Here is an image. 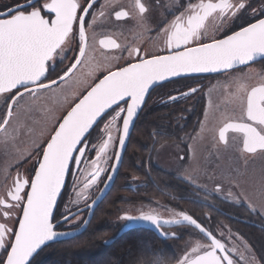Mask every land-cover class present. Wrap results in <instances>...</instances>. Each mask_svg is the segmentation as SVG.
Segmentation results:
<instances>
[{
    "label": "snow or ice",
    "instance_id": "6c2138e0",
    "mask_svg": "<svg viewBox=\"0 0 264 264\" xmlns=\"http://www.w3.org/2000/svg\"><path fill=\"white\" fill-rule=\"evenodd\" d=\"M96 3L97 0H12L0 8V132L5 134L0 142L7 145L14 140L9 130L15 132L21 125L23 104L38 107L41 101L55 96V89H60L67 105L55 118L48 139L35 145L33 173L18 172L6 197L0 196V264H38L37 258L50 242L70 234L57 229L61 224L71 227L83 209L72 212L65 205L66 211L56 214L68 179L83 175L81 166L87 162V153L95 152L89 176L83 181L74 180L73 191L83 183V189L76 193L79 201L85 191L97 186L104 177L107 187L121 166L147 99L157 87L205 73H229L240 66L264 61V0H199L187 4L175 0L174 11L169 13L171 20L158 15L161 8L169 11L164 0H130L127 6L117 5L119 10L111 4H101L99 15L104 16V10L111 9L108 14L120 22V34L127 31L134 37L125 44L112 37L100 39L102 48L120 53L114 57L116 63L104 64L95 61L89 44L88 32L95 27L96 14L92 9ZM141 39L143 44L137 42ZM148 43L153 50H148ZM70 51L74 54L65 64ZM186 87L188 91L177 95L168 93L163 102H175L199 91L191 84ZM71 88L76 91L71 92L69 100L65 90ZM238 92L242 95L236 119L224 122L218 129H205L201 123L196 136H185L188 140L203 139L204 132H210L212 148L217 152L221 148L234 150L248 163L258 156L264 158V76L250 89L239 88ZM229 131L236 134L234 143L229 142ZM169 134L163 126L155 129L153 150L158 140ZM179 139L187 149L185 155L177 156L183 167V162L195 154V148L184 137ZM167 147L160 144V150ZM181 178L201 189L195 176ZM236 186L242 187L238 180ZM202 190L207 193L206 188ZM221 190L222 185L217 183L215 191ZM256 191L260 195L259 205L247 192L236 193V199L250 213L264 214V171ZM95 205L96 200L91 197L84 200L89 210ZM166 210L169 218L143 209L137 216L125 212L118 217L119 230L131 222H145L165 245L158 247L141 236L128 252V264H261L264 260H258L247 244V255L235 246L228 247L223 240L225 233L220 232L218 238L205 223L210 216L202 220L184 210ZM89 222L84 219L76 223L86 226ZM173 227H183L196 237L179 257H168L165 252L167 241L178 238L176 232L166 230ZM228 235H233L230 229Z\"/></svg>",
    "mask_w": 264,
    "mask_h": 264
},
{
    "label": "flooded vegetation",
    "instance_id": "af4514ba",
    "mask_svg": "<svg viewBox=\"0 0 264 264\" xmlns=\"http://www.w3.org/2000/svg\"><path fill=\"white\" fill-rule=\"evenodd\" d=\"M81 2H83V0H81ZM164 2L165 4L168 5L169 11L166 12L164 8H161L159 10L158 15L167 16V18L171 20L173 16L169 13L171 11H174L173 4L175 3V0H164ZM189 2L198 3L199 0H184L185 4ZM11 3L12 0H0V8H3L5 4H11ZM129 3L130 0H97V3L93 6L92 12L96 14L95 27L94 29L89 30L88 35H89V44L92 45L93 47V54L95 56L96 62L100 64L107 63L108 61H111L112 63H116L114 57L120 55L118 50H110V49L102 48L99 45L100 39H103L105 37H112L116 39L118 43L125 44V43H131L134 38L133 34L127 31H125L123 35L120 34V28L117 27V24L120 22H115L114 15L108 14L111 11V9L106 8L104 10L105 15L104 16L99 15L100 5L111 4L113 7H115V10H119V7L117 5L127 6ZM121 27L123 26L121 25ZM137 42L143 44L144 40L141 39ZM147 47L148 50H153L151 43H148ZM73 54L74 52L71 51L68 53L69 60H65L64 62L65 64H68L70 62L71 56ZM124 55L126 56L127 54L124 53ZM122 62L123 61H121V63ZM81 71H86V69H81ZM77 75L79 76L80 72H78ZM97 75H99V73ZM262 76H264V61L259 60L249 66L238 67L229 73L194 76L189 79L181 78L178 79L176 82L167 83L166 87L164 88L157 87L154 91L151 92L150 98L147 99L146 105L144 107V114L142 115V117L144 115L154 114L157 112H162V113L168 112L164 114H168V115L170 114L172 115V118L169 121L167 120V118H162V121L161 120L159 122L153 121L145 125L147 128H149V132H148L149 138L145 139L144 143L141 146L142 154H143L142 159L144 161L143 164L144 169L140 171L136 170L129 172V176L126 180L124 179L122 171L120 170L115 182L118 183L119 181H121L123 185L121 187H117V185L116 186L114 185L112 190L107 194V196L104 198L102 203L106 202L109 199L112 192L118 191L119 189H123V190L129 189L132 192V195H129V197L127 196L128 198H125L123 201H121L120 207L123 204L128 206L140 205L138 206L139 210L137 209L138 212L134 214L135 216L139 215L141 209H143V211L145 212L150 210L157 211L163 218H169V215L164 214V211L169 207V205L170 207H174V209L180 211L182 208L185 209L183 207L184 204L182 205V202H184L187 204V208L185 210H187V212H189L190 214H193L194 216L199 217L202 220L206 215L210 216L211 219L205 221V223L208 225L214 224L215 217H219L220 219L225 220V222L226 221L229 222L228 227L224 228L226 226L225 225L224 227L222 226L219 229L220 232L225 233L223 240L226 242L227 246L230 248L235 246L240 250V252L245 253V255H247V252H245V247H244L245 244H247L248 248L251 250L252 253L255 254L256 258H259V255L262 251V247H259L261 244L256 240L254 234L263 237L264 220L259 216V214L250 213L247 206L244 203L238 202L235 198H233L230 195L229 192L233 191L235 186L232 184H226V183L223 184L221 178H218L214 175L216 174L215 172L214 174L211 173L212 175L205 174L206 172L205 169L204 171L198 173V176L192 175V176H196V182L201 186V189L193 188L191 184L187 183L185 179L181 178V177L189 176L188 174H183L182 170L178 168L177 170L173 167L171 168L161 165L158 162V157L162 153V161L164 162L166 159L167 161L173 158L177 159L178 155H185L187 153V149L185 148L184 143L180 141L179 137H184V140L188 144H191L193 140H188L187 137L185 136V133H190L194 136L195 134H197V132H199L198 129L200 127V124L204 123L203 121L200 122L203 113L205 114V112L207 113L209 108L210 109L213 108L214 103H216L215 96L218 93L223 92L221 89L216 87L217 85L220 88L228 87L227 90L229 93H231L229 91L231 90V88H234V90L235 89L237 90L238 87L243 89H250L252 86L260 82ZM233 77H238V79L234 80ZM250 78L256 79V81L253 84L248 85L249 80L247 79ZM189 84L199 87V91L191 96L181 97L179 100L175 102H171V103L163 102L164 100L167 99L168 93L177 95L180 91H188L186 85ZM82 87H84V85ZM55 91H57V89H55ZM71 91H76V89L72 88L70 89V93ZM236 95H237L236 104L239 105L240 96L242 95V93L240 92L239 94L235 93V96ZM217 98H219V94ZM233 102H235V100ZM42 103H44V101H41L40 105ZM231 103H229V106H231L232 108ZM25 106L26 107H23L24 109L29 110L31 108L29 107L28 104H26ZM66 106L67 105L64 104V107ZM63 108L61 109L60 113L63 111ZM31 117L33 120H36L35 114ZM176 118H178V120L174 121V119ZM234 119H228L224 122H230L231 120ZM222 124H220L219 126H222ZM140 125H142L141 120L137 122L133 132L139 129ZM160 126H163L165 129H167V131L170 134L163 139H159L158 143H156L155 145L156 150H153L152 134L154 130L158 129ZM227 135L229 138V142L234 143L233 137L236 136V134L229 131ZM167 143H173V145L169 144L165 150H160V144H167ZM149 156L151 157L150 160H149ZM95 157H96L95 152L87 153V162L81 166L83 175L78 174V177H74V178L70 177L68 179V183L65 188V191L63 192V195L66 193L68 189H72L74 180L77 179L80 180V177L82 176V181H83L86 177L89 176L91 171L90 161L92 159H95ZM214 158L215 155L210 154L206 160L208 161L209 159L210 161H214ZM259 158L260 157L258 156L254 160L250 159L249 161H256L259 160ZM190 159L187 160L185 164L189 162ZM178 161L179 160L177 159V162ZM34 162H36V159ZM183 166H184V162H183ZM29 174H31V172ZM105 180L106 177L102 178V180L99 182L97 186H94L92 189L89 190L91 194L90 197L92 199L101 189ZM217 183H220L222 185V190L220 191V193L215 191V187ZM83 187H84L83 183H79V188H81V190L83 189ZM203 188L207 189V193L202 190ZM95 190L97 191L94 192ZM167 197L175 199L176 202L167 203L168 202ZM90 202L91 199H89L88 203ZM64 203H65V198H61L57 207L58 210V212H56L57 215H59V213L62 212L61 208L62 206H64ZM102 203L100 204V206L102 205ZM209 205H211V207ZM83 206L84 203L77 208ZM100 206L98 208H100ZM87 213L88 210H85L81 214H79L78 217H75L72 221L71 227L69 226V224H66L59 226L58 229L63 230V229H71L77 227L76 222L79 220L80 216H83L81 220L83 221L87 216ZM229 229L233 234L231 237H229L228 235ZM180 230L181 228L176 227L169 229L168 231H173L176 232L177 234V232ZM220 232H217L218 238H220L219 236ZM251 241L252 242L256 241L255 242L256 249H254V247L253 249L251 248L250 246Z\"/></svg>",
    "mask_w": 264,
    "mask_h": 264
},
{
    "label": "rangeland",
    "instance_id": "374dc122",
    "mask_svg": "<svg viewBox=\"0 0 264 264\" xmlns=\"http://www.w3.org/2000/svg\"><path fill=\"white\" fill-rule=\"evenodd\" d=\"M250 79H247L249 80L248 85L253 84L256 81V79ZM83 85L84 84L82 83L79 87H82ZM216 87L221 89L223 92L218 93L219 98H217L218 94L215 96L216 103H214L213 108L208 109L206 116L203 113L200 119V122H204L203 125L205 126V129L217 128L224 121L228 119H234L239 116V105L236 104L237 95L235 96V93L239 94V87L237 90L231 88V90H229L231 93L228 92V87L220 88L218 85ZM65 92L69 94V99H71L70 89H66ZM233 99L235 100V102H233ZM63 101L64 94L61 93L60 89H57V91H55V96H53L51 100L44 101V103H42L38 107L30 108L29 110L23 108V111L21 112L19 118L21 121V125L17 127V130L15 132H12L11 129L9 130L10 133L15 137L14 140H10L7 145L0 142V196L6 197L7 191L9 188H11L12 181L13 179H15L18 172L21 175H30L29 173L34 169V161L37 158L35 145L40 143L41 141L48 139L49 133L51 132L53 126L56 124L55 118L59 117L63 113V111L60 113L61 109L64 107ZM229 103H231L232 108L231 106H229ZM25 105L26 103L23 104V107H26ZM50 109H54V111H50ZM34 114L36 115V120H33L31 117ZM199 130L200 127L198 131ZM4 135L5 134L3 132H0V141L3 140ZM194 136H196V134ZM203 137V139H194L191 142V144H193V147L195 148V154L189 162H187L186 164L184 162L183 167L180 166L181 162H177L176 158L168 161L166 159L163 162L162 153L158 157V162L165 167H173L175 169L178 168L182 170L183 174L188 175L198 176V173L204 171L205 169V174L208 175H212L215 172L216 174L214 175L218 178H221L223 184L226 183L235 186L234 190L229 192L232 193L231 196L233 198L236 199V193H240L242 191L247 192L248 195L253 196L254 199H256L257 204L259 205V203L261 202L260 195L259 192L256 191V189L259 186L261 172L264 171V158L260 157L259 160L249 161L248 163H245L244 158L242 156H239L234 150L225 151L223 150V148H221V151L217 152L214 148H212V139L210 132L205 131ZM169 144L173 145V143H167V145ZM208 154L215 155L214 161H210L209 159L208 161L206 160L209 157ZM230 177L235 178L230 180ZM237 180L242 187L236 186ZM80 181H82V176L80 177ZM116 185L117 187H121L123 184L121 183V181H119L115 184V186ZM80 191L81 188H79V184L75 187V191H73V187L72 189H68L66 191V193L62 196V198H65L64 206H62L61 208L62 212L66 211L65 205H67V207L71 210L76 209L84 203L85 199L91 196L89 190H87L84 192V195L79 198V201H77L76 193ZM96 191L97 190H95L94 192ZM118 194L119 192L117 191L112 192L106 203L108 201L110 202L116 195L118 196ZM122 194L126 195L125 192H122ZM167 201V203L176 202L175 199L170 197H167ZM138 206L140 205L128 206L123 204L118 209L115 218L118 219V217L123 215V213L125 212L131 215L136 214L139 210ZM167 209L171 210L174 209V207H170L169 205ZM175 210L178 211L177 209ZM181 210L185 209L182 208ZM261 213H264V209H261ZM164 214L169 215V211L165 210ZM259 216L264 220V214H259ZM82 218L83 216H80L78 221H81ZM219 221H224L225 224V220L220 219ZM219 221L214 222V224H209V226L211 225L210 227L214 231L220 232L219 229L222 227V225H220ZM228 224L229 222L225 224L226 226L224 225L225 227H223H228ZM181 232L185 233V240H183L177 247V257L183 254L190 241L196 239V237L190 236L187 232H185L184 229L181 230L180 233ZM250 246L252 249L253 247L254 249H256V243H253L252 241L250 242ZM259 247H262V245H260ZM263 255L264 251L262 250L259 258L257 259L261 260L260 257ZM261 264H264V260H261Z\"/></svg>",
    "mask_w": 264,
    "mask_h": 264
},
{
    "label": "trees",
    "instance_id": "16d2710c",
    "mask_svg": "<svg viewBox=\"0 0 264 264\" xmlns=\"http://www.w3.org/2000/svg\"><path fill=\"white\" fill-rule=\"evenodd\" d=\"M164 113L168 112H157L144 115L141 118L143 126L140 125L139 129L133 132L122 164L121 171L125 180L128 178L129 172L144 169L141 146L145 139L149 138V128L145 125L153 121H162V118H167L168 121L172 118V115ZM175 120H178V118ZM117 192H119L118 196L116 195L110 202L102 203L86 231L73 239L48 245L37 258L38 264H128V252L132 248L133 242L141 236L151 239L158 247H165L158 238L145 230H134L119 234L121 231L119 230L120 223L117 222L118 220L115 217L120 208V202L132 195V192L129 189H119ZM122 192H125L126 195ZM183 207L186 209L187 205L184 204ZM219 220V217L214 218V222ZM219 222L222 226L228 223ZM254 235L264 251V232L263 237L257 234ZM184 239L185 233L179 234L178 239L168 240L165 248L166 255L177 257V247ZM105 241H108V243H105ZM262 257L264 255L260 258Z\"/></svg>",
    "mask_w": 264,
    "mask_h": 264
},
{
    "label": "water",
    "instance_id": "95a60500",
    "mask_svg": "<svg viewBox=\"0 0 264 264\" xmlns=\"http://www.w3.org/2000/svg\"><path fill=\"white\" fill-rule=\"evenodd\" d=\"M241 67V66H240ZM212 74H218V73H205V74H200V75H197V76H204V75H212ZM128 144V143H127ZM126 148H127V145H126ZM126 151V149H125ZM125 153V152H124ZM124 156V154H123ZM123 159V157H122ZM120 169V167H119ZM119 169L117 170L113 180L111 182H109L107 184V187H105L103 185L102 187V191L100 190V192L98 193V195L95 197V200H96V205L91 209L89 210L88 208H82L83 210L85 209H88L89 210V214H88V217L87 219L90 221L91 218H92V214L94 212V210L97 208V206L102 202V200L105 198V196L108 194V192L110 191V189L112 188L113 184H114V181H115V178L119 172ZM59 201V200H58ZM76 212V211H75ZM89 224V223H88ZM88 224L86 226H84L82 224L81 227H79L78 229H75V230H71V231H67L69 232L70 234L69 235H66V236H60L57 238L56 241L54 242H50L49 244L51 243H55V242H60V241H65V240H68V239H71V238H74L78 235H80L82 232H84L88 226ZM134 228H144V229H152L154 232H155V229L148 223H145V222H131L129 223V225L127 227H125V229H134ZM156 233V232H155Z\"/></svg>",
    "mask_w": 264,
    "mask_h": 264
}]
</instances>
